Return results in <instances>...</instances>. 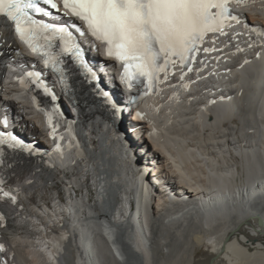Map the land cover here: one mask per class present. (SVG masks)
<instances>
[{"label": "bare ground", "instance_id": "6f19581e", "mask_svg": "<svg viewBox=\"0 0 264 264\" xmlns=\"http://www.w3.org/2000/svg\"><path fill=\"white\" fill-rule=\"evenodd\" d=\"M231 6L240 23L206 34L190 67L177 60L118 116L71 66L60 96L0 19V131L48 148L0 145V189L16 197L0 198V264H264V0ZM84 38L88 65L128 107L113 57Z\"/></svg>", "mask_w": 264, "mask_h": 264}, {"label": "snow or ice", "instance_id": "6c2138e0", "mask_svg": "<svg viewBox=\"0 0 264 264\" xmlns=\"http://www.w3.org/2000/svg\"><path fill=\"white\" fill-rule=\"evenodd\" d=\"M62 7L78 17L87 26L88 33L107 46V55L122 61L124 73L121 80L133 86V81L141 77L151 87V81L158 71H163L178 59L185 63L190 54L197 51V45L203 42L209 32L223 33L225 21L241 22V16L233 13L232 3L246 6L249 0H61ZM43 4L57 9L56 0H43ZM32 13L49 15L39 6V0H0V18L11 22L15 32L32 51L38 48L32 40L38 30L59 37L65 51H73L80 56V45L74 42L67 27L44 23L33 18ZM230 26V25H229ZM256 31L255 28L252 29ZM212 49L205 48L208 52ZM46 64L56 67V60L48 52ZM175 58V59H174ZM247 62V61H246ZM83 64V61H81ZM87 68L86 64H83ZM93 78L96 74L88 69ZM29 76L37 75L28 73ZM113 109H120L108 92L102 93ZM55 99V96L52 97ZM5 126L7 121H4ZM55 129H53V132ZM7 138V139H6ZM8 142L10 147L21 146L31 149L11 133L0 132V144ZM3 197H9L15 203L16 197L0 189ZM3 217L0 216V220ZM4 246L0 244V252Z\"/></svg>", "mask_w": 264, "mask_h": 264}, {"label": "rangeland", "instance_id": "374dc122", "mask_svg": "<svg viewBox=\"0 0 264 264\" xmlns=\"http://www.w3.org/2000/svg\"><path fill=\"white\" fill-rule=\"evenodd\" d=\"M130 159H131V156H130ZM213 248L214 247L210 244H206L205 246H202V247H197V250H196L197 258H199V259L201 258L203 260L208 259L209 255L214 250ZM220 264H228V261L223 260L222 262H220Z\"/></svg>", "mask_w": 264, "mask_h": 264}, {"label": "water", "instance_id": "95a60500", "mask_svg": "<svg viewBox=\"0 0 264 264\" xmlns=\"http://www.w3.org/2000/svg\"><path fill=\"white\" fill-rule=\"evenodd\" d=\"M258 222H259L260 224H262V223H263V220H262L261 218H258ZM215 259H216V257H212L211 260H210V263H209V264H213L214 261H215Z\"/></svg>", "mask_w": 264, "mask_h": 264}]
</instances>
